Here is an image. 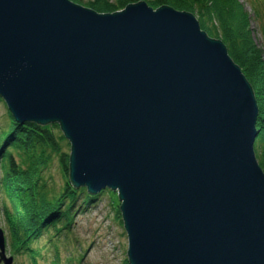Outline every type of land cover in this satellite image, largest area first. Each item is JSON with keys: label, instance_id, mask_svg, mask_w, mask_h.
I'll return each instance as SVG.
<instances>
[{"label": "water", "instance_id": "95a60500", "mask_svg": "<svg viewBox=\"0 0 264 264\" xmlns=\"http://www.w3.org/2000/svg\"><path fill=\"white\" fill-rule=\"evenodd\" d=\"M0 98L59 125L75 189L117 193L128 264H264L257 102L192 14L0 0Z\"/></svg>", "mask_w": 264, "mask_h": 264}, {"label": "trees", "instance_id": "16d2710c", "mask_svg": "<svg viewBox=\"0 0 264 264\" xmlns=\"http://www.w3.org/2000/svg\"><path fill=\"white\" fill-rule=\"evenodd\" d=\"M70 1L82 4L80 0ZM94 1L86 7L99 14L120 12L140 2L153 10L169 7L192 14L201 31L224 44L255 98L261 101L264 96V63L252 43L250 22L253 18L244 3L238 0ZM249 6L259 22L264 0H249ZM263 116L260 114L258 118L260 134L254 149L264 171ZM66 144L56 124L20 125L7 112L6 126L0 127V217L8 252L16 260L15 264H86L85 245L74 236L75 216L94 206L102 194L107 192L111 196L112 192L90 196L85 188L75 189L70 184ZM53 164L62 179L59 186L51 174ZM113 209L121 221L118 206ZM18 259L23 262L19 263Z\"/></svg>", "mask_w": 264, "mask_h": 264}, {"label": "rangeland", "instance_id": "374dc122", "mask_svg": "<svg viewBox=\"0 0 264 264\" xmlns=\"http://www.w3.org/2000/svg\"><path fill=\"white\" fill-rule=\"evenodd\" d=\"M80 1L82 2V4H78L73 1L71 2L83 8H87V9L94 11L93 9L86 7V4L88 2H91V3L95 2L94 0H80ZM238 1L245 4L247 11L249 12L250 16H252L253 18L252 21L250 22L251 40H252L253 45L255 46V49L260 52V56L262 59L261 61L262 63H264V10H259L260 19L258 22L255 19V15H253V12L250 9L249 0H238ZM261 8L263 9V7ZM261 98H262L261 101H258L255 98L257 102L258 110H259V116L260 114H262V116L264 114V96ZM7 112L8 110L4 102L3 101L0 102V127L1 128H4L6 126ZM257 124H258V119H257ZM257 124H256V129L258 130ZM262 125H264V116H263ZM59 131L62 137L64 138L60 130V127H59ZM259 134L260 133H258L257 138L259 137ZM65 141L67 143L66 144L67 146L64 148V151L69 155L70 154V144L66 139ZM254 153L256 156V160H257L255 149H254ZM262 153H263V150H262ZM50 170L55 180V183L58 186L61 185L62 179L56 169V164H53V167ZM105 191H109V190H105ZM105 191H102L101 193ZM113 206L114 207L118 206V209L120 207V201L118 200V195L116 192H112V195L110 196V194L106 192L99 197L98 201L96 202L94 206L89 207L86 212L79 213L75 216L76 225H75L74 236L77 238V240L80 243H83L85 245V249L87 250L86 259H85L86 264H125V261L126 260L128 261L127 236H126V233L123 227L122 218H121V221L118 219L116 210L113 209ZM120 216H121V213H120ZM0 229L3 231L5 243H6V231L4 229V225H3V221L1 217H0ZM5 253L7 257L10 256L7 245H6ZM17 261L19 263L23 262L22 259H18ZM15 262L16 260L14 259L13 264H15Z\"/></svg>", "mask_w": 264, "mask_h": 264}]
</instances>
